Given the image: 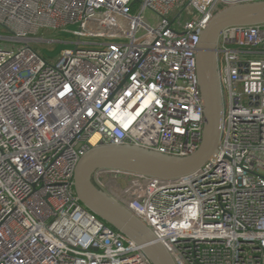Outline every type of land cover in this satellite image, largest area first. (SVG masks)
I'll use <instances>...</instances> for the list:
<instances>
[{"label": "built area", "instance_id": "obj_1", "mask_svg": "<svg viewBox=\"0 0 264 264\" xmlns=\"http://www.w3.org/2000/svg\"><path fill=\"white\" fill-rule=\"evenodd\" d=\"M253 1L0 0V41L19 43L0 45V264H151L79 201L75 167L108 144L195 152L200 32L222 8ZM45 30L71 33L74 47L42 56L32 43L62 42ZM215 55L216 152L179 177L98 169L95 182L118 184L101 189L174 264H264V22L224 27Z\"/></svg>", "mask_w": 264, "mask_h": 264}, {"label": "water", "instance_id": "obj_2", "mask_svg": "<svg viewBox=\"0 0 264 264\" xmlns=\"http://www.w3.org/2000/svg\"><path fill=\"white\" fill-rule=\"evenodd\" d=\"M261 22H264V0L234 3L216 12L200 32L196 65L204 107V125L202 141L195 152L173 157L135 145L108 144L91 148L77 162L73 186L79 201L98 218L140 245L151 264L174 262L143 223L96 186L92 175L98 169H111L174 178L197 170L216 152L220 139L223 105L215 55L219 32L229 25Z\"/></svg>", "mask_w": 264, "mask_h": 264}, {"label": "rangeland", "instance_id": "obj_3", "mask_svg": "<svg viewBox=\"0 0 264 264\" xmlns=\"http://www.w3.org/2000/svg\"><path fill=\"white\" fill-rule=\"evenodd\" d=\"M76 28H77V26L75 24H71L67 27L68 30H73ZM38 36H41L44 39L56 37L62 41V42L54 43L52 48H50V46L44 42H42L41 45L37 44V43H32L33 47L35 49H37L40 52V54L44 57L54 58L59 54L60 50H62L64 48H73L74 47L73 36L69 32H58V31L53 32L51 30H45V31L39 32ZM13 44H14V46H17L19 43L8 42V41H3V40L0 41V45L3 47H6V48H11ZM94 173L92 175V180L95 182ZM95 184H97V183L95 182ZM119 184L122 187L127 186V183L124 180H119ZM100 185H101V188L103 187L102 189H105V190L110 191V192H112V191L115 192V190H116L115 188L120 189V187L118 186V184L116 182H115V184H113V182H111V184L108 182V183H103V185L102 184H100ZM97 186H98V184H97Z\"/></svg>", "mask_w": 264, "mask_h": 264}, {"label": "trees", "instance_id": "obj_4", "mask_svg": "<svg viewBox=\"0 0 264 264\" xmlns=\"http://www.w3.org/2000/svg\"><path fill=\"white\" fill-rule=\"evenodd\" d=\"M100 219V218H99ZM100 220H102V219H100ZM103 221V220H102ZM105 224H107L109 227H111V228H113L110 224H108V223H106L105 221H103ZM113 229H115V228H113ZM116 230V229H115Z\"/></svg>", "mask_w": 264, "mask_h": 264}]
</instances>
